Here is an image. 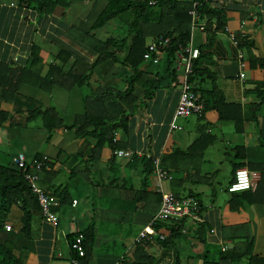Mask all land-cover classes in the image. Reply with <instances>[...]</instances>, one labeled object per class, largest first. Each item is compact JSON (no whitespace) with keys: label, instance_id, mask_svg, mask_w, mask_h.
<instances>
[{"label":"crops","instance_id":"crops-1","mask_svg":"<svg viewBox=\"0 0 264 264\" xmlns=\"http://www.w3.org/2000/svg\"><path fill=\"white\" fill-rule=\"evenodd\" d=\"M213 3L226 9L225 30L217 32L207 45L206 33L199 25L193 26L190 43L203 47L207 56L200 54V66L214 72L216 85L229 104L221 105L220 110L209 108L201 116L177 117L175 109L181 92L179 73L167 70L168 61L162 54L158 63L145 61L141 65L152 77L162 78L161 84L149 97L145 96L142 86H137L138 107L131 123L127 130L116 132L122 148L160 156L162 166L170 170L172 179L158 184L154 173L144 170L142 160L130 162L125 158H113L107 146L89 163L88 154H85L83 159L87 166L77 169L81 158L76 153H88L93 140L79 136L75 128H65L80 114L76 113L78 106H72L75 87L70 90L54 87L48 96L43 90L24 84L10 106H4L9 115L0 126V147L5 144L4 129L12 132L11 122L25 130H35L29 126L28 111L53 106L64 122V126L54 129L47 143L45 137L44 147L39 149L52 160L56 170L54 176L42 171L40 184L45 190L48 188L46 192L52 197L53 206H58L54 210L58 215L57 224L48 222L39 202L38 206L29 196L33 212L29 236L21 231L19 206L13 207L6 227L0 230V242L14 245L15 254L23 264H125L134 261L140 233L153 226L161 191L199 194L202 209L200 220L186 219V233L174 241V246L164 247L156 235L147 238V250L156 259L155 264H172L176 260L179 264H204V260L209 261L206 264H235L221 260L222 247L234 245V240L242 236H250L254 242L253 254L264 257V170H257L261 177L259 203L232 210L230 196L223 205L215 200L218 190H226L234 177L233 160L236 161L237 155L243 153L246 167L264 162V0H215ZM107 4L108 0H73L68 7L57 6L51 13H43L19 5L16 0L0 2V59L11 61L23 56L28 62L29 51L35 45L44 63L43 75L51 63L61 64L57 56L63 47L84 54L85 60L93 62L95 56L89 54L91 43L89 40L88 44L81 42L82 34L95 33L105 39L119 34L132 17L124 14L94 30L96 18ZM232 33L250 38L253 41L251 52L236 46L230 37ZM153 39L149 36L147 44ZM238 49L244 52V63L238 57ZM49 55L50 60L47 59ZM74 62L75 57H71L62 63V71L67 72ZM174 68L172 64L171 70ZM133 71L121 62L106 60L93 69L90 88L104 86L123 90ZM50 97L52 100L48 102ZM64 98H69L68 105L74 116L69 123L63 116L61 100ZM236 122L242 131L236 129ZM171 123L181 128L171 129ZM206 134L214 136L215 140L202 151L199 142L204 136L207 143L210 136ZM27 135L24 133V137ZM240 146L243 152L236 150ZM20 150L30 157L35 153ZM229 160L231 166L223 174L228 177L227 185L217 190L215 179L220 175L221 166ZM65 186L67 191L63 194L61 190ZM58 193H62L64 199ZM240 224L243 226H236ZM90 227L93 236L86 244L89 252L86 258V255L79 257L71 248L72 237ZM160 231L168 235L166 228ZM236 264H248V259Z\"/></svg>","mask_w":264,"mask_h":264},{"label":"trees","instance_id":"trees-1","mask_svg":"<svg viewBox=\"0 0 264 264\" xmlns=\"http://www.w3.org/2000/svg\"><path fill=\"white\" fill-rule=\"evenodd\" d=\"M16 1L19 5L36 9L43 13H51L57 6L68 7L73 0ZM214 1L215 0H199L197 6L199 21L204 22L203 31L207 35V45L211 44L217 32L225 30L227 23L226 9L216 6L213 3ZM192 5L191 0H154V4L137 0H108L107 6L97 16L93 29L103 28L115 18L129 13L132 17L129 22L127 33L119 35L111 34L105 39L100 38L95 35V33H83L82 39L80 40L81 42L83 40L86 44H88L87 42L89 40L91 43L89 54L95 56V60L93 62H88L85 60L84 54L63 47L57 56V59H59L58 63L65 64L68 59L75 57V62L67 72L62 71L61 64L56 65L51 63L48 72L43 75L42 56L40 55L39 47L35 45L31 47L28 62L24 65L18 63L17 59H10L11 61L0 59V126H3L2 124L7 121L9 115V110L4 106H7V104L10 106L9 104L13 101L15 94L18 93L20 87L24 84L47 92H51L54 87L70 90L75 86H87L90 92L82 98L85 112L77 114L73 123L69 126H65V128H75L79 136L88 137L93 140L92 148L88 153L83 151L76 153V155L81 158V163L77 169H82L87 166L86 159H83L85 154H88L87 163H89L97 159L102 149L106 146L111 149L113 158L117 157L114 151L123 146L120 141L116 139V132L119 130H127L128 124L131 123L134 111L138 107L139 98L136 95L137 86H142L145 89V96L149 97V95L154 92V89L159 87L160 80L162 79L160 77H152L151 74L145 72L141 67L142 63L146 61L144 54L149 44H147V38L149 36L154 38H171L169 45L163 49L161 55H166L169 65L167 70L173 73L175 69L171 70V65L175 59L176 51L186 48L191 40L193 20L190 10L192 9ZM235 36L238 39V45L246 48L248 52H251L253 41L242 33L235 34ZM199 50L200 54L202 53V55L207 56V54L203 53L202 46H200ZM200 54L193 60L189 81L193 86V90L199 94L201 100L204 102L205 110L213 107L220 110L221 105H228L229 103L226 102L223 93L216 85L214 72L209 68L200 66ZM106 60L121 62L133 68V74L128 76L126 87L123 90L118 91L104 86L97 87L96 89L90 88L89 79L93 69ZM38 117L43 119V128L48 134L46 138L47 143L54 129L64 126V122L53 106L47 108L39 107L27 112V120L30 122ZM9 126L11 128L14 127L12 122L9 123ZM235 127L238 131H242L238 122H236ZM3 137L5 144L0 147V230L6 227L7 219L10 217L13 207L19 206L22 211L21 231L29 236L33 219L32 208L29 205V196H31L32 201L36 205L39 206V204L37 198H35L34 194L31 192L32 190L25 178L24 170L16 163V157L23 151L19 149L13 153L11 152L12 133L10 131L7 132V130L4 129ZM204 139L205 137L202 136L201 140L203 141L200 140L199 142V145L202 144V151L206 145H211L214 142L215 137L210 136L207 143ZM236 150L243 152V147H237ZM25 155L28 164L37 162L42 163V167L38 171L40 183L42 171L52 173V176L56 174V170L51 164L52 160H50L48 156H44L39 150L35 151L33 157H30V155L26 153ZM235 158L237 161L233 164L234 175L237 168L246 167L244 166L246 165L245 162H243V153L240 154V156L237 155ZM139 160L144 162L145 171L147 170L148 173H154L153 160L151 158H147L146 156H135L130 162ZM247 168L253 171L264 170V162L249 164ZM43 179L44 178H42V180ZM260 182L259 180L255 190H241L236 192H229L227 189L228 184L226 190L230 194L228 201L232 210H238L244 206L259 203L261 201L258 196L260 192ZM144 183H146V179ZM47 189L48 188H46V190ZM61 191L65 194L67 191L66 186ZM62 193L58 194L62 197ZM185 195L193 196L198 199L200 210L202 209L199 194L189 193ZM62 199H64V196ZM57 208L58 206H53V210ZM185 221L186 219H182L179 222H153L152 225L156 230L160 231L166 228L168 231V235L165 234L166 236L164 239H160L159 236H157L164 247L169 248L174 246V241L181 234L186 233V231L183 232ZM236 226L242 227L243 225L240 224ZM79 233L84 234V246L87 253L89 252V247L86 244L89 242V237L93 236V229L90 227L86 232L80 231L75 234V236ZM75 236L72 237L71 242ZM139 240L140 241L136 245L134 261L125 264H155L156 259L150 255L147 250L148 239ZM253 244V239L250 236H242V238H238V241H235L234 245L228 246L226 250H223L225 246L223 245L221 260H228L236 264L247 258L248 264H264L263 256L253 254ZM87 254L84 258L87 257ZM208 262L204 260V264ZM0 264H23L15 254V246L11 243L0 242ZM172 264H179V262L176 260Z\"/></svg>","mask_w":264,"mask_h":264},{"label":"built area","instance_id":"built-area-1","mask_svg":"<svg viewBox=\"0 0 264 264\" xmlns=\"http://www.w3.org/2000/svg\"><path fill=\"white\" fill-rule=\"evenodd\" d=\"M141 2H149L154 4V0H137ZM192 9L190 14L192 15L193 26H200L204 28V22L199 21V14L197 6L199 0H191ZM13 4V3H12ZM232 42L239 47L238 39L235 33L230 35ZM171 41L170 37H157L154 38L149 44L148 49L144 54L146 61L158 63L161 57V52L165 47L169 45ZM238 57L242 63L244 52L238 49ZM200 54L198 47L189 43L184 49H180L175 53V70L179 73V80L181 85V92L178 100V104L175 109V115L177 117H188L190 115L200 116L205 112L204 102L201 100L199 94L193 90V86L189 81V75L192 71L193 60ZM243 77L244 73H240ZM181 128L180 125L171 123V129ZM115 155L120 158L132 160L135 156H146L153 160V171L157 179L158 184L165 179H172L173 175L170 170L164 168L161 164L160 156H154L149 151L142 150H128L125 148H119L114 151ZM25 153L21 152L16 157V163L20 168L24 170L25 178L29 183L32 192L37 196L44 218L51 224H57L58 215L52 209L54 204L53 199L46 190L41 186L39 181L38 171L42 167L41 162L28 164L26 161ZM260 180V173L257 171L249 170L247 167H239L235 171L233 181L228 185L229 192H236L241 190H255ZM246 185V186H245ZM77 200H74V204ZM200 203L198 199L189 195H176L174 192L161 191V203L158 211L154 215L153 222L155 221H166V222H179L182 219H191L193 221L200 220ZM153 224V223H152ZM7 228H11L10 225ZM186 230L183 229V232ZM150 235L159 236L160 239L165 238V233L156 230L153 226H148L144 231L140 233L139 239L148 238ZM71 248L77 253L79 257L86 255L84 246V234L79 233L75 236L71 242ZM228 245L223 247L226 250ZM75 262L77 260L75 259Z\"/></svg>","mask_w":264,"mask_h":264},{"label":"rangeland","instance_id":"rangeland-1","mask_svg":"<svg viewBox=\"0 0 264 264\" xmlns=\"http://www.w3.org/2000/svg\"><path fill=\"white\" fill-rule=\"evenodd\" d=\"M4 1H8V0H0V2H4ZM128 27L129 25H124L122 26V30L119 34H126L128 31ZM118 34V35H119ZM101 36V35H100ZM147 41L148 38H147ZM51 55L47 56V59L50 60ZM43 63V60H42ZM145 63V61H144ZM44 64V63H43ZM175 67V62L173 61L172 63ZM161 84V82H160ZM65 92V91H64ZM90 92L89 88L87 86H75V89L73 90L72 93V106L73 105H77L78 106V111L76 113H83L85 112V106L84 103L82 101V98L84 95H87ZM43 93L49 96L50 92L44 91ZM74 99V100H73ZM52 99L50 97V99L48 98V102H50ZM61 105H62V111L63 116L66 117L65 121L66 122H72L74 116L71 112V107L68 105L69 102V98L68 99H63L61 100ZM74 121V120H73ZM29 126L31 128H35V130H25V128L22 126H15L12 127V141H11V146H10V150L11 152H15L19 149H24V151L26 152H32L33 151H38L41 147H44V141H45V137H47V132L46 130L43 128V119L41 117H38L34 120H32L29 123ZM24 133H28V135L26 137H24ZM8 158V157H7ZM237 161V160H236ZM235 160H233V162H236ZM230 160L225 163L224 165L221 166V170H220V175L215 179L214 185L216 187V189L218 190L220 188V186L222 185L223 187H226L227 185V180L228 177L224 176L223 174H225L226 172H228V169L230 168ZM230 196L229 192H227V190H224L222 192H220L218 190V198H216V202L218 204L223 205L224 202L226 201V198H228ZM235 241H238V238H236Z\"/></svg>","mask_w":264,"mask_h":264},{"label":"water","instance_id":"water-1","mask_svg":"<svg viewBox=\"0 0 264 264\" xmlns=\"http://www.w3.org/2000/svg\"><path fill=\"white\" fill-rule=\"evenodd\" d=\"M17 62L20 63V64H26L27 62V59L23 56H18L17 57Z\"/></svg>","mask_w":264,"mask_h":264},{"label":"clouds","instance_id":"clouds-1","mask_svg":"<svg viewBox=\"0 0 264 264\" xmlns=\"http://www.w3.org/2000/svg\"><path fill=\"white\" fill-rule=\"evenodd\" d=\"M246 186V185H245Z\"/></svg>","mask_w":264,"mask_h":264}]
</instances>
